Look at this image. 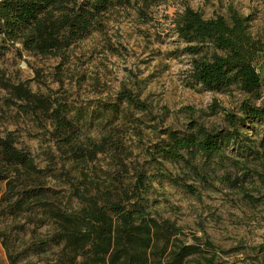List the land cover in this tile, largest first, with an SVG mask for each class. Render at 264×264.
Returning a JSON list of instances; mask_svg holds the SVG:
<instances>
[{
    "label": "trees",
    "instance_id": "16d2710c",
    "mask_svg": "<svg viewBox=\"0 0 264 264\" xmlns=\"http://www.w3.org/2000/svg\"><path fill=\"white\" fill-rule=\"evenodd\" d=\"M116 5V0H0V55L19 44L33 56L67 63L85 37L105 29L106 15ZM250 19L234 7L228 16L212 18L191 7L185 9L176 29L187 43L184 52L192 55L188 71L192 83L217 91L238 84L245 93L260 97L255 59L264 53V36L251 33ZM0 87L11 91L6 104L29 115L50 144L49 162L42 167L30 151L18 146L12 131H0V182L5 183L0 216L23 219L18 223L21 230L33 225L32 240L21 255L53 249L54 264H183L193 255L204 256L206 249L200 244L185 243L179 237V226L154 215L149 202L151 180L167 179L190 193L197 192L195 182L211 186L213 178L219 177L210 174L215 172L212 163L224 167L231 158L226 154L230 146L250 149L242 128L248 122L264 121V103L246 99L242 115L226 114V128L166 129V137L147 149L150 162L164 166L169 161L180 164L183 171L174 174L160 167L150 174L143 164L127 162L133 153L123 145L122 126L115 124L122 103L151 111L152 106L130 89L122 88L116 101L100 102L95 118L102 121L106 133L96 140L82 133L79 123L85 118L84 108L33 92L26 83L11 84L1 69ZM261 146L251 151L257 158H264V143ZM100 154L109 155L117 166L105 177L95 165ZM230 161L241 164L243 174L233 178L226 172L220 178L239 186L237 180L250 175V168L246 161ZM52 179L57 183L51 184ZM246 197L254 200L249 194ZM73 198L79 207L72 204ZM46 225L51 227L48 232L37 236V230ZM204 246L213 248L210 241ZM9 260L15 263L10 255Z\"/></svg>",
    "mask_w": 264,
    "mask_h": 264
},
{
    "label": "rangeland",
    "instance_id": "374dc122",
    "mask_svg": "<svg viewBox=\"0 0 264 264\" xmlns=\"http://www.w3.org/2000/svg\"><path fill=\"white\" fill-rule=\"evenodd\" d=\"M116 1L117 5L106 15L105 29L85 37L75 47L69 62L33 56L17 44L0 55V69L11 84L26 83L33 92L66 99L70 105L84 108L85 118L79 123L82 133L96 140L106 133L102 121L95 118L98 105L101 101H116L122 88L130 89L152 107L150 112H141L121 104L120 118L115 124L122 126L123 145L133 153L127 162L143 164L150 174L157 173L160 167L181 174L180 164L164 161L161 166L150 162L148 147L166 137V129L191 131L197 125L226 128V114L242 115L244 100L264 103V53L255 59L261 81L259 98L245 93L238 84L221 91L209 90L188 78L192 55L184 52L187 43L179 37L177 24L187 7L200 11L205 18L228 16L229 8L234 7L251 17V33L262 37L264 0H166L146 4ZM6 97H12L10 89L0 87V131H12L18 146L30 151L40 166H47L50 144L43 131L29 115L6 104ZM242 133L250 149L242 151L230 146L226 151L229 157L246 161L250 168V175L237 180L239 186L220 178L226 172L233 178L243 174L241 164H232L231 158L225 160L224 167L212 163L215 172L210 174L219 177L213 178L211 186L195 182L196 193L167 179L151 180L149 202L154 215L179 226V237L185 243H198L206 249L204 256L193 255L183 264H264V158L251 152L262 149L264 121L248 122ZM95 165L102 177L117 169L107 154H100ZM130 176L126 181H130ZM56 183L51 180V184ZM4 190L5 183L0 182V198ZM247 194L254 200L248 199ZM72 204L79 207L75 198ZM23 221L4 220L0 216V264H12L9 255L15 259L14 264H54L53 249L39 255H21L32 240L33 228L28 224L21 230L18 223ZM50 228H39L37 236ZM206 241L213 248L204 246Z\"/></svg>",
    "mask_w": 264,
    "mask_h": 264
}]
</instances>
